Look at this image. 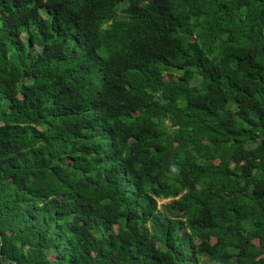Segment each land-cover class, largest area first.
I'll return each mask as SVG.
<instances>
[{"label":"trees","instance_id":"16d2710c","mask_svg":"<svg viewBox=\"0 0 264 264\" xmlns=\"http://www.w3.org/2000/svg\"><path fill=\"white\" fill-rule=\"evenodd\" d=\"M0 264H264V0H0Z\"/></svg>","mask_w":264,"mask_h":264},{"label":"clouds","instance_id":"9594fccd","mask_svg":"<svg viewBox=\"0 0 264 264\" xmlns=\"http://www.w3.org/2000/svg\"><path fill=\"white\" fill-rule=\"evenodd\" d=\"M166 76L168 77L167 79H165ZM172 76H175V73H172ZM161 78H163L165 81H168V79L170 78V76L168 75V73H166Z\"/></svg>","mask_w":264,"mask_h":264},{"label":"rangeland","instance_id":"374dc122","mask_svg":"<svg viewBox=\"0 0 264 264\" xmlns=\"http://www.w3.org/2000/svg\"><path fill=\"white\" fill-rule=\"evenodd\" d=\"M168 77L166 76L165 79H167ZM167 202V201H166Z\"/></svg>","mask_w":264,"mask_h":264}]
</instances>
